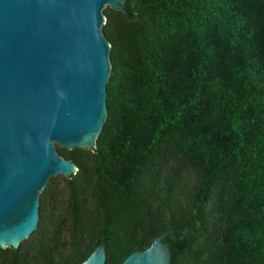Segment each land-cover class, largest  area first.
<instances>
[{"label": "trees", "instance_id": "16d2710c", "mask_svg": "<svg viewBox=\"0 0 264 264\" xmlns=\"http://www.w3.org/2000/svg\"><path fill=\"white\" fill-rule=\"evenodd\" d=\"M107 116L50 178L0 264H122L163 235L171 264H264V0L106 6Z\"/></svg>", "mask_w": 264, "mask_h": 264}, {"label": "water", "instance_id": "95a60500", "mask_svg": "<svg viewBox=\"0 0 264 264\" xmlns=\"http://www.w3.org/2000/svg\"><path fill=\"white\" fill-rule=\"evenodd\" d=\"M126 1L0 0V247L36 229L51 177L77 172L57 146L95 148L112 69L104 9ZM163 237L122 264H171ZM78 264H106L105 246Z\"/></svg>", "mask_w": 264, "mask_h": 264}, {"label": "rangeland", "instance_id": "374dc122", "mask_svg": "<svg viewBox=\"0 0 264 264\" xmlns=\"http://www.w3.org/2000/svg\"><path fill=\"white\" fill-rule=\"evenodd\" d=\"M58 176V175H57Z\"/></svg>", "mask_w": 264, "mask_h": 264}]
</instances>
